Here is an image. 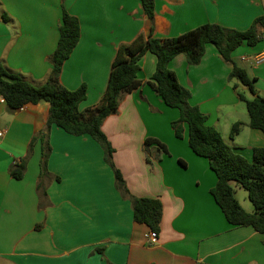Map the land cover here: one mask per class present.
I'll list each match as a JSON object with an SVG mask.
<instances>
[{
    "label": "crops",
    "instance_id": "obj_1",
    "mask_svg": "<svg viewBox=\"0 0 264 264\" xmlns=\"http://www.w3.org/2000/svg\"><path fill=\"white\" fill-rule=\"evenodd\" d=\"M64 11L78 18L81 37L62 66L60 82L69 90L87 86L79 106L84 112L100 106L121 47L138 38L146 42L151 35L178 37L205 24L247 31L264 17V0H155L152 24L140 0H0V63L27 82L44 84ZM263 52L264 29H259L255 46L243 44L232 54L261 97L264 64L242 58ZM156 63L151 53L140 60L137 77L143 85L122 97L102 131L130 194L162 202L157 243L146 239L147 226L135 223L130 199L116 188L104 150L90 136H72L52 124L50 177L40 182L42 145L37 142L31 153L29 147L45 128L50 106L41 102L10 111L0 95V264H264V235L228 224L211 194L217 177L208 160L190 149L187 125L183 139L176 138L172 123L180 112L167 107L147 84ZM169 68L190 92L188 104L251 162L254 149L264 148V133L248 126L239 94L254 96L238 80L230 82L231 64L208 44L198 65H189L181 54ZM238 122L244 126L231 137ZM148 138L164 144L168 154L147 147ZM24 159V177L16 180L11 170ZM233 187L242 208L253 213L247 192Z\"/></svg>",
    "mask_w": 264,
    "mask_h": 264
},
{
    "label": "trees",
    "instance_id": "obj_2",
    "mask_svg": "<svg viewBox=\"0 0 264 264\" xmlns=\"http://www.w3.org/2000/svg\"><path fill=\"white\" fill-rule=\"evenodd\" d=\"M140 1L146 17L152 24L155 0ZM259 29H264V17L256 19L247 31L231 30L218 24H205L178 37L160 39L151 35L146 42L138 38L132 45L123 46L118 51L100 106L82 112L79 106L86 99L87 86L69 90L60 82L62 66L70 58L81 37L78 18L64 11L59 28V42L50 59L52 71L48 80L42 85H34L0 63V95L5 99L10 111L41 102L50 106L45 128L37 133L29 147L31 153L37 142L42 145L40 182L50 177L47 165L51 154L49 138L52 124L72 136L88 135L102 146L104 160L114 172L116 188L132 203L135 223L159 233L163 216L162 202L156 198H137L130 194L121 171L114 164L115 150L102 131L103 122L118 112L122 97L143 85L137 77L140 60L147 53L155 55L156 69L147 84L167 107L180 112V119L172 123L176 138L183 139L184 126L187 125L190 149L197 156L208 160L217 177L211 194L226 221L233 227H252L264 235V148L254 149L251 162L237 153L234 147L225 142L216 128L207 124V116L198 107L188 104L190 92L180 86L175 73L169 68L170 62L181 54L186 56L189 65H198L205 54L206 46L214 45L224 61L232 66L230 82L238 80L254 96L253 99H247L239 94V99L245 104L249 114L248 126L264 133V97L256 94L254 80L232 58V54L243 44L255 46L259 42ZM234 89L237 87L234 86ZM243 126L241 122L235 123L231 137H235ZM145 145H155L158 150L168 154L167 147L156 139H146ZM26 164L24 159L22 163L14 166L11 170L12 178L23 179ZM232 183H237L247 192L254 207L253 213H248L242 208L236 199ZM39 189H42L41 183ZM42 197H46L44 188Z\"/></svg>",
    "mask_w": 264,
    "mask_h": 264
},
{
    "label": "built area",
    "instance_id": "obj_3",
    "mask_svg": "<svg viewBox=\"0 0 264 264\" xmlns=\"http://www.w3.org/2000/svg\"><path fill=\"white\" fill-rule=\"evenodd\" d=\"M250 60L251 63L254 66H260L262 64H264V52L257 54L256 56L248 59L247 57H243L242 61H248ZM2 103H5V99L2 98L1 99ZM23 109V108H21ZM4 136V130L0 127V138H2ZM146 239L151 243V244H155L157 243L158 240V233L154 232V231H150L147 235H146Z\"/></svg>",
    "mask_w": 264,
    "mask_h": 264
},
{
    "label": "rangeland",
    "instance_id": "obj_4",
    "mask_svg": "<svg viewBox=\"0 0 264 264\" xmlns=\"http://www.w3.org/2000/svg\"><path fill=\"white\" fill-rule=\"evenodd\" d=\"M235 81H237V80H235ZM233 184V186H238V191L239 192H246L244 189H242L237 183H232ZM239 198H240V196H239ZM249 201V200H248ZM251 204V203H250Z\"/></svg>",
    "mask_w": 264,
    "mask_h": 264
}]
</instances>
